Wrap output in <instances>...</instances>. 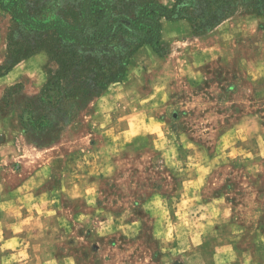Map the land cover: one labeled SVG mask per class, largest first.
I'll list each match as a JSON object with an SVG mask.
<instances>
[{
  "label": "rangeland",
  "instance_id": "374dc122",
  "mask_svg": "<svg viewBox=\"0 0 264 264\" xmlns=\"http://www.w3.org/2000/svg\"><path fill=\"white\" fill-rule=\"evenodd\" d=\"M11 26L0 9V68ZM172 31L164 55L141 45L120 81L47 129L26 112L55 67L49 54L0 76V264H264V16ZM46 152L51 168L34 179ZM21 183L53 199L40 229L24 225L23 254L21 240L1 247Z\"/></svg>",
  "mask_w": 264,
  "mask_h": 264
},
{
  "label": "trees",
  "instance_id": "16d2710c",
  "mask_svg": "<svg viewBox=\"0 0 264 264\" xmlns=\"http://www.w3.org/2000/svg\"><path fill=\"white\" fill-rule=\"evenodd\" d=\"M0 9L12 21L10 62L0 68V76L39 51H46L55 66L48 69L38 99L26 112L27 122L43 130L66 114L68 106L120 81L141 45L164 55L163 19L186 20L194 33H201L235 14L264 16V0H174L170 7L157 0H0ZM122 42L123 51L117 50Z\"/></svg>",
  "mask_w": 264,
  "mask_h": 264
},
{
  "label": "crops",
  "instance_id": "0c3cea01",
  "mask_svg": "<svg viewBox=\"0 0 264 264\" xmlns=\"http://www.w3.org/2000/svg\"><path fill=\"white\" fill-rule=\"evenodd\" d=\"M169 7V6H168ZM187 21L186 20H177V21H164L162 24V39L164 38H171L175 34L173 33V29L176 25H181L185 27ZM189 24V23H188ZM224 22L221 24L223 25ZM220 26V25H219ZM203 41V40H202ZM198 42L200 43L201 41L198 40L195 42L193 45L194 50L193 51H198L199 46L195 48L196 45H198ZM188 47V46H186ZM208 45L206 44L204 49L206 50ZM202 48V47H201ZM187 49L189 48H184L182 52H186ZM109 95L115 97L116 95L114 94L112 90V86L109 87ZM127 109H135V107L131 108L130 106ZM46 158L42 163H39L40 169H38L37 172L33 173V178H37L39 175L47 176L48 169L51 168L53 160H50L52 156H49V154L46 152ZM39 157V156H38ZM34 175H36L34 177ZM13 194L15 197L14 200L16 201V206L19 208V219L17 221H14L15 226L13 227L14 229V234L13 236H7L8 239L5 240V243L1 246L2 248H5L6 250H9V239H15L21 240L18 241L19 249L17 250V253H24V250L26 249L28 245L27 238L32 234L24 227V225H28L27 223H32L35 224L34 227L31 226V228H35L37 224V229L41 228V223L45 222L42 221V217H44L46 214L50 213V211L53 209V199L51 196V193L49 192V188H44L42 184L36 183V185H26L25 183H21L20 186H18L16 189L13 190ZM13 201L12 199L7 200L5 202H11ZM18 222V223H17ZM11 228V226L9 227ZM30 228V227H29ZM32 236V235H31ZM26 241L24 242V240ZM40 253V252H38Z\"/></svg>",
  "mask_w": 264,
  "mask_h": 264
}]
</instances>
